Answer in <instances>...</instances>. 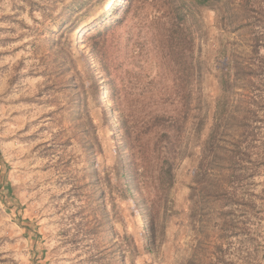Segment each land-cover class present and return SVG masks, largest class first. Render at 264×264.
<instances>
[{"label":"rangeland","instance_id":"374dc122","mask_svg":"<svg viewBox=\"0 0 264 264\" xmlns=\"http://www.w3.org/2000/svg\"><path fill=\"white\" fill-rule=\"evenodd\" d=\"M228 1L224 10H201L204 26L195 34L194 55L208 71L202 84L207 124L199 139L188 140L170 209L150 243V218L131 197L89 195L106 190L102 177L119 153L118 117L109 103L118 98L123 110L134 107L150 79L168 71L150 32L133 17L110 25L113 87L98 70L94 87L88 36L110 11L125 16L129 1L0 0V264H264V166L247 164L225 176L221 198H207L201 188L207 182L200 148L221 93L219 71L230 65L232 74L238 57L252 64L264 59V0L254 7L248 0L243 12L239 0ZM70 57L78 70L73 82L63 64ZM257 74L254 86L264 96V73ZM259 108L253 120L262 139L264 104ZM85 114L103 148L93 147L96 173L87 178ZM223 171L220 179L230 173ZM93 222L102 224L99 235L86 232Z\"/></svg>","mask_w":264,"mask_h":264},{"label":"trees","instance_id":"16d2710c","mask_svg":"<svg viewBox=\"0 0 264 264\" xmlns=\"http://www.w3.org/2000/svg\"><path fill=\"white\" fill-rule=\"evenodd\" d=\"M127 1L125 16L117 18L119 13L110 11L99 18V27L88 36L94 62L87 66V73L93 77L94 87L97 86L96 70L105 73L100 79L105 81L106 87H113L108 65L110 38L106 29L129 17L136 18L150 32L168 71L150 79L148 88L140 93L141 100L134 107L123 110L118 98L109 103L118 117L119 153L110 172L106 170L102 177L106 190H91L89 195L96 198L102 193L105 197L107 193L115 192L123 199L131 197L137 208L150 218V243H153L156 235L154 226L170 209V191L175 182L176 168L188 149V140L191 137L199 139L207 124L209 103L203 97L202 84L208 71L206 61L194 55L195 34L204 26L201 10H224L229 1ZM250 1L253 7L258 3L257 0ZM247 5L248 0H239L238 11L243 12ZM252 27L253 39L257 42L259 30L254 23ZM87 29L85 34L90 32V28ZM63 64L66 71H71L68 79L73 82L78 73L74 59L67 58ZM231 69L232 74L230 65L227 70L219 71L217 78L221 93L214 104L212 122L200 148L206 161L202 179L207 182L201 188L207 198L218 199L226 195L223 188L225 176L240 172L247 164L264 166V138L255 136L257 124L253 120V113L264 104L263 94L257 93L254 86L260 75L258 71L264 73V59L252 64L238 57ZM236 89L242 92L231 96L230 93ZM113 95H116L115 91ZM83 121L88 130L84 133L87 136L84 146L89 150L84 161L87 178L96 173L92 166L93 147L98 145V152L103 148L96 138L92 117L85 114ZM262 123L261 127H264ZM223 170L230 173L220 179ZM110 174L114 175L116 183L112 182ZM6 189L12 193L9 182ZM101 231V222L89 223L86 228V232L92 235H99ZM146 243L148 248L150 243Z\"/></svg>","mask_w":264,"mask_h":264}]
</instances>
